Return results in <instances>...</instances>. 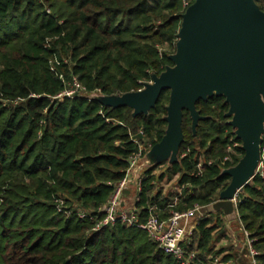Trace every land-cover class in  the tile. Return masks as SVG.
<instances>
[{
  "label": "trees",
  "instance_id": "1",
  "mask_svg": "<svg viewBox=\"0 0 264 264\" xmlns=\"http://www.w3.org/2000/svg\"><path fill=\"white\" fill-rule=\"evenodd\" d=\"M194 2L0 0V264H238L236 247H217L228 221L207 211L244 156L224 96L197 102L205 119L195 129L185 110L178 161L142 175L141 223L196 206L210 214L185 240L184 258L166 255L139 227L94 230L140 152L137 142L143 159L165 136L170 92L138 116L89 95L137 92L174 67L182 15ZM255 2L264 12V0ZM76 80L86 95L59 97ZM261 151L262 171L239 194L231 222L248 234L256 264H264V136ZM174 179L180 191L165 194L161 183Z\"/></svg>",
  "mask_w": 264,
  "mask_h": 264
},
{
  "label": "water",
  "instance_id": "2",
  "mask_svg": "<svg viewBox=\"0 0 264 264\" xmlns=\"http://www.w3.org/2000/svg\"><path fill=\"white\" fill-rule=\"evenodd\" d=\"M178 38L176 54L171 56L174 67L153 76L142 90L93 99L114 108L130 107L138 116L155 108L162 93L169 91L167 131L147 158L174 163L184 141L183 112L190 113L195 129L205 119L197 102L224 96L229 105L226 117L242 141L244 156L225 172L230 185L207 211L233 222L237 219L233 200L256 176L262 160L264 12L255 0H195L182 15Z\"/></svg>",
  "mask_w": 264,
  "mask_h": 264
},
{
  "label": "built area",
  "instance_id": "3",
  "mask_svg": "<svg viewBox=\"0 0 264 264\" xmlns=\"http://www.w3.org/2000/svg\"><path fill=\"white\" fill-rule=\"evenodd\" d=\"M81 95H86V90L76 80L59 97L73 98L75 96ZM139 134L143 133L140 132ZM232 141L234 143L232 146L233 149L240 146V144L236 141ZM137 144L139 145L140 152L138 154H134L131 157V168L128 171V176L117 185L113 196L103 209L105 217L98 222L94 230L99 232L106 227L115 226L118 223L129 227H139L148 233L151 240L157 244L162 252L168 256L182 260L185 254L183 248L185 240H187L192 235V230L198 225V222L205 217H209L210 214L207 213L205 208L196 206L189 211L173 214L168 221H161L155 214L150 213L146 221L141 223L139 218L140 212H138L137 209H125L123 206V200L126 191L131 187L130 185L134 184L135 186L136 200H139L138 195L141 192L143 178L138 179V181H132L129 178V172L137 171L138 168H134L138 166L140 160H142L141 151L143 150V144L140 142H137ZM232 147L229 148V152H232ZM201 167L202 165H199L200 169ZM262 168V164H260L258 172L262 171ZM240 200L241 199L239 198L238 194L233 200L236 208L238 207ZM77 211V216L79 218L86 219L88 217L86 212H83L82 210ZM244 233L247 239V247L250 258L253 260V264H256L254 260L256 251L252 248V242L249 240L248 234L246 232Z\"/></svg>",
  "mask_w": 264,
  "mask_h": 264
},
{
  "label": "crops",
  "instance_id": "4",
  "mask_svg": "<svg viewBox=\"0 0 264 264\" xmlns=\"http://www.w3.org/2000/svg\"><path fill=\"white\" fill-rule=\"evenodd\" d=\"M90 98H99V97H105V96H102V95H89ZM153 149V148H152ZM152 149L149 150L146 154V157L149 156V154H151L152 152ZM144 160V159H143ZM148 161L146 163H144V166L140 164L138 165V169L137 171H135L134 173L137 175V174H141L143 175L144 172L151 167V163L152 162H155L154 159H152L151 161L149 159H147ZM170 162V160H167ZM151 162V163H150ZM165 162V161H164ZM141 167V168H140ZM131 172H129L130 174ZM131 177V176H129ZM131 178H134L136 179L135 177H131ZM175 180V179H174ZM173 180V181H174ZM173 189V188H172ZM177 191H180V189L177 187L176 188ZM176 189H173L172 191L173 192H176ZM123 206L125 209H136V190L133 188V186L131 185V187L126 191L125 193V196H124V200H123ZM223 215V214H222ZM225 220H227V218L223 215L222 216ZM228 221V220H227ZM236 226V227H235ZM226 227H227V230H228V234H226V236L229 238V242L230 244H232L234 247H236V252L234 254H237L238 256H248L247 252L248 250L246 251L247 249V239L244 235V231L242 230V228H239L238 225L236 224H233L231 222L228 221V224H226ZM238 229V230H237ZM227 240L225 237H223L220 241V243L217 245L218 248L222 247L224 248L226 245V249L227 247H229V243H226Z\"/></svg>",
  "mask_w": 264,
  "mask_h": 264
},
{
  "label": "rangeland",
  "instance_id": "5",
  "mask_svg": "<svg viewBox=\"0 0 264 264\" xmlns=\"http://www.w3.org/2000/svg\"><path fill=\"white\" fill-rule=\"evenodd\" d=\"M178 40H179V38H178ZM150 83V82H149ZM263 103H264V101H263ZM263 136H264V124H263V134H262V136H261V140H262V138H263ZM149 156H150V154H149ZM144 159V160H143ZM142 160H140V162H139V164H140V166L141 165H143L144 166V163H146L148 160V158L146 157V158H143ZM170 160V159H169ZM165 163H170L169 161H165V162H161L160 160H156V162H154L153 163V167L154 166H156V174L157 175H161L162 173H164L166 170H167V165L165 164ZM152 167V166H151ZM138 168V166H136L134 169H137ZM141 168V167H140ZM129 176H131V177H135L136 179H134V178H131V177H129L132 181H138V179H141V178H143V176L140 174H135L134 173V171H132L130 174H129ZM131 186V185H130ZM133 186V188L135 189V186H134V184L132 185ZM161 187L164 189V193L165 194H169V193H173V189H176L177 188V180H174V181H168V180H163V182L161 183ZM173 188V189H172ZM176 191H177V189H176ZM236 227V226H235ZM238 230V229H237ZM227 234H228V232H226ZM225 238H226V240H227V242L226 243H229V245H230V242H229V238L225 235L224 236ZM226 246H228V245H226ZM226 246L224 247V248H226ZM220 248H222V247H220ZM246 258L244 257V256H240V258L239 259H237V261L235 260V262H237L238 264H243V263H246ZM236 264V263H235ZM247 264V263H246Z\"/></svg>",
  "mask_w": 264,
  "mask_h": 264
}]
</instances>
